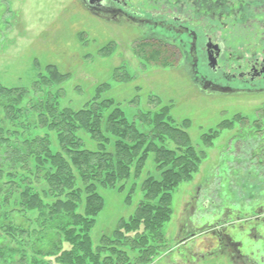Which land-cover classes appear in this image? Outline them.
<instances>
[{
  "label": "rangeland",
  "instance_id": "374dc122",
  "mask_svg": "<svg viewBox=\"0 0 264 264\" xmlns=\"http://www.w3.org/2000/svg\"><path fill=\"white\" fill-rule=\"evenodd\" d=\"M137 36L134 30L92 16L79 0H0V85L28 92L16 108L17 119L6 123L7 131L17 129L21 140L47 137L56 154L62 145L58 132L43 126L41 119L48 114L44 108L52 105L58 111H79L103 84H109L111 90L102 96L114 99L138 127L141 114L168 108L178 126L189 122L185 128L190 140L205 156L194 179L174 191V213L163 229L166 241L151 264H243L232 261L226 252H217L218 240L226 237L241 243L239 250L245 258L261 264L264 120H260L264 118V96L201 95L193 90L184 71L176 69L169 52L140 43ZM110 44L112 51H107ZM141 49L147 50L146 55ZM49 66L70 78L59 84L44 83V78L50 77ZM124 78L132 81L123 83ZM0 113V120L6 117L5 111ZM225 121L229 128L223 129L220 125ZM256 124H261L260 128ZM217 130L219 133L213 134ZM81 135L87 149L97 148L87 133ZM109 148L114 150L113 143ZM144 165L139 175L132 167L130 178L118 181L115 187L100 184L106 175L99 181L89 177L88 183L77 178L84 187L97 181L103 198L90 232L94 248L102 237L112 235L120 222L137 213L144 199L143 183L151 176L161 179L154 153ZM27 169L17 173L24 179L39 175L35 159ZM73 172L78 177L77 168ZM46 188L45 182L35 185L41 194ZM83 197L81 214L86 212V194ZM48 198L47 202L53 200ZM14 201L0 211V240L14 249L12 263L59 264L47 252L51 243L69 247L63 233L51 227V222L42 226L45 219L39 210L21 212L19 202ZM7 227L14 228L11 234H16L17 240L6 232ZM17 227L28 229L27 253L18 251L22 237ZM42 237L48 244L39 247Z\"/></svg>",
  "mask_w": 264,
  "mask_h": 264
},
{
  "label": "trees",
  "instance_id": "16d2710c",
  "mask_svg": "<svg viewBox=\"0 0 264 264\" xmlns=\"http://www.w3.org/2000/svg\"><path fill=\"white\" fill-rule=\"evenodd\" d=\"M111 46L106 47L107 51ZM144 51L141 49L146 55L147 50ZM48 72L50 77H45L44 83L59 84L70 78L69 74L59 73L55 66H49ZM115 73L118 79V70ZM130 81L124 78L123 83ZM107 90H111L109 84L101 85L95 98L79 111L70 108L58 111L52 105L44 108L48 114L41 119L43 126L55 129L62 145L54 154L47 137L21 140L17 129L7 131L6 123L17 119L16 108L28 92L22 87L0 85V111L6 113L0 120V211L11 206L13 200L19 202L21 212L39 210L45 219L42 226L51 222L50 226L63 233L69 246L63 249L61 243L48 245L47 255H52L59 264H151L166 241L163 229L174 213L173 193L180 184L194 179L205 156L190 140L185 128L188 121L180 127L170 117V110L162 108L141 114L138 127V122L130 121L114 99L102 96ZM256 125L260 128L261 124ZM220 127L229 128L226 121ZM82 132L97 144L96 149L86 148ZM218 133L219 130L213 131ZM14 136L18 138L13 139ZM112 143L114 150L109 148ZM151 153L155 155L161 179L151 176L143 183L144 199L137 213L120 222L117 230L102 237L100 245L94 248L90 232L103 198L97 190V181L84 187L85 183L89 177L99 181L106 175L100 184L115 187L118 181L130 178L132 167L135 166L139 175ZM34 159L39 175L20 177L18 170L28 171L27 166ZM73 168H77L78 177ZM77 178L84 179V185H79ZM42 182L47 185L41 191L44 195L35 189ZM85 194L86 212L81 214L79 209ZM48 197L53 200L47 202ZM11 229L14 228L7 227L6 232L14 240L16 234H11ZM16 229L22 237L18 251L27 253L28 229ZM39 244L44 247L48 242L42 237ZM14 253L13 248L0 240V264L12 263Z\"/></svg>",
  "mask_w": 264,
  "mask_h": 264
},
{
  "label": "flooded vegetation",
  "instance_id": "af4514ba",
  "mask_svg": "<svg viewBox=\"0 0 264 264\" xmlns=\"http://www.w3.org/2000/svg\"><path fill=\"white\" fill-rule=\"evenodd\" d=\"M79 1L106 24L134 30L140 43L169 52L195 92L264 96V0ZM218 241L217 252L255 264L240 253V242Z\"/></svg>",
  "mask_w": 264,
  "mask_h": 264
},
{
  "label": "water",
  "instance_id": "95a60500",
  "mask_svg": "<svg viewBox=\"0 0 264 264\" xmlns=\"http://www.w3.org/2000/svg\"><path fill=\"white\" fill-rule=\"evenodd\" d=\"M96 16H101V14L100 13H98V14H95Z\"/></svg>",
  "mask_w": 264,
  "mask_h": 264
}]
</instances>
